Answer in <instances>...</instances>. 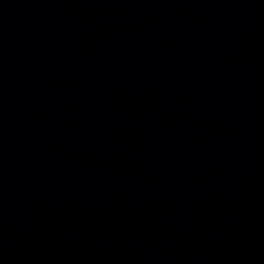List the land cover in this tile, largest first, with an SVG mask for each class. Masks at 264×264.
Wrapping results in <instances>:
<instances>
[{
	"label": "water",
	"instance_id": "obj_1",
	"mask_svg": "<svg viewBox=\"0 0 264 264\" xmlns=\"http://www.w3.org/2000/svg\"><path fill=\"white\" fill-rule=\"evenodd\" d=\"M0 264H264V0H0Z\"/></svg>",
	"mask_w": 264,
	"mask_h": 264
}]
</instances>
